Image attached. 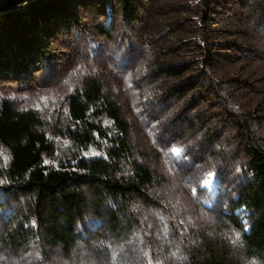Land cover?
I'll list each match as a JSON object with an SVG mask.
<instances>
[{
	"label": "rangeland",
	"instance_id": "1",
	"mask_svg": "<svg viewBox=\"0 0 264 264\" xmlns=\"http://www.w3.org/2000/svg\"><path fill=\"white\" fill-rule=\"evenodd\" d=\"M136 2L133 21L123 20L117 0L70 6L77 21L52 27L49 40L39 35L50 58L31 62L23 80L0 73V98L34 110L37 130L50 133L67 124L69 95L99 83L122 106L141 161L162 181L152 199L163 220L140 243L105 242L94 235L105 226L88 218L93 234L67 250L35 224L22 238L8 236L11 223L30 219L34 201L0 174V264H190L210 255L264 264L242 255L239 231L229 226L233 214L245 221L230 200L249 147L264 142V0ZM7 161L0 145V168Z\"/></svg>",
	"mask_w": 264,
	"mask_h": 264
},
{
	"label": "trees",
	"instance_id": "2",
	"mask_svg": "<svg viewBox=\"0 0 264 264\" xmlns=\"http://www.w3.org/2000/svg\"><path fill=\"white\" fill-rule=\"evenodd\" d=\"M107 0H37L0 15V73L23 80L31 62H45L52 48V27L64 30L79 18L70 12L74 4L94 9ZM123 20L138 16L136 0H117ZM11 99L0 98V145L8 161L0 168L5 181L34 201L30 219L13 225L6 234L24 237L35 224L49 240L65 250L82 244L93 230L84 219L105 227L104 241L143 240L163 217L162 206L152 189L162 183L141 161L142 152L131 140V122L120 103L97 82L90 81L71 93L66 107L67 124L50 133L40 132L39 117L32 109L14 110ZM242 167L243 181L233 209H240L230 225L238 230L237 241L247 259H264V142L254 141ZM157 208V209H156ZM164 212V210H163ZM165 213V212H164ZM12 213V218L16 217ZM18 219V218H17ZM20 219V217H19ZM219 228V227H218ZM87 240V239H86ZM190 264H233L224 255L196 257Z\"/></svg>",
	"mask_w": 264,
	"mask_h": 264
},
{
	"label": "water",
	"instance_id": "3",
	"mask_svg": "<svg viewBox=\"0 0 264 264\" xmlns=\"http://www.w3.org/2000/svg\"><path fill=\"white\" fill-rule=\"evenodd\" d=\"M37 0H0V15Z\"/></svg>",
	"mask_w": 264,
	"mask_h": 264
},
{
	"label": "snow or ice",
	"instance_id": "4",
	"mask_svg": "<svg viewBox=\"0 0 264 264\" xmlns=\"http://www.w3.org/2000/svg\"><path fill=\"white\" fill-rule=\"evenodd\" d=\"M173 152H174V153H177V152H178V150H177V149H173Z\"/></svg>",
	"mask_w": 264,
	"mask_h": 264
}]
</instances>
